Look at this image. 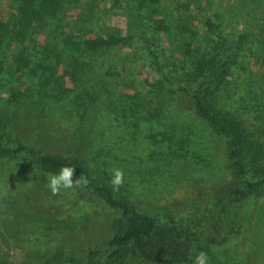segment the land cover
<instances>
[{
  "label": "trees",
  "instance_id": "16d2710c",
  "mask_svg": "<svg viewBox=\"0 0 264 264\" xmlns=\"http://www.w3.org/2000/svg\"><path fill=\"white\" fill-rule=\"evenodd\" d=\"M106 1L110 4V13L117 10L121 15L123 28L96 30L92 26L95 17L103 20L106 12L94 5L76 15L74 20L78 24L74 20L66 21L67 5L87 3L85 0H10L0 19V75L9 72L14 76L13 86L18 89L13 102L20 100L23 104L33 99L31 105H34L43 95L42 103L48 106L49 114L58 117L55 122L69 127L70 120L78 117L77 112L73 116L69 113L78 105L89 80L92 83L102 79L105 83L108 77L114 78V88L127 83L121 74L124 68L119 69L118 74H109V71L110 64L118 59V50L129 48L149 59L156 78L152 83L146 81L144 89L132 86V94H123L120 107L108 111L100 109L94 116L95 125L87 132L89 150H96L98 157H102L100 163L108 165V170L104 171L109 181L113 169L123 170L128 166L124 179L135 180L138 187L150 183V174L144 176L135 172L133 176L129 174L130 168L138 162L143 170L149 163L159 162L154 158L155 150L150 152L149 140L154 145L164 142L157 140L158 134L147 139L142 138L140 132L135 133L141 126L161 125L158 123L166 117V105L176 104L182 97L216 135L225 139L232 184L210 210L175 220L139 213L128 199L116 196L110 186L90 178L89 167L82 160L45 154L18 143L1 123L0 159L52 174L58 173L61 166L73 167V180L80 175L90 179L87 187L114 211L107 225L108 234H101L100 240L96 238L100 235L97 232L89 235V243H80L75 235L67 234L63 238L65 246L50 253L40 264L189 263L197 241L192 226L231 201L245 197L247 191L264 189V168L258 159L249 157V148L262 147L252 140V134L257 123L264 122V105L229 83L245 52V38L240 36V44L232 42L224 34L221 22L216 24L208 17L203 20L206 15H201V8L204 5L214 8L213 0ZM65 76L74 83L72 88H62L60 81L66 79ZM93 90L96 91L94 87ZM32 92L38 96L32 97ZM94 92H86L91 102L97 99ZM231 104L238 106L237 112L230 109ZM121 119H127L128 125ZM252 122L256 125L248 124ZM159 135L163 137L165 132ZM112 155L116 161L110 160ZM190 161V156L186 155L180 166ZM224 163L223 158L216 155L210 168L221 169ZM188 169L187 172L196 174L202 171L200 164L194 163H190ZM157 175L155 173L153 178ZM82 233L81 241H84L88 236Z\"/></svg>",
  "mask_w": 264,
  "mask_h": 264
},
{
  "label": "rangeland",
  "instance_id": "374dc122",
  "mask_svg": "<svg viewBox=\"0 0 264 264\" xmlns=\"http://www.w3.org/2000/svg\"><path fill=\"white\" fill-rule=\"evenodd\" d=\"M85 1L87 3L68 4L65 20L71 22L76 15L85 12L87 6L94 5L106 12H103V20L95 17L92 26L96 30H107L113 26L123 28L121 15L117 10L110 13L111 7L106 0ZM234 1L213 0L215 7L202 6L201 15H206L203 20L208 17L216 24L221 22L228 40L240 44V36L245 38V52L229 83L241 88L244 94L256 97L258 103L264 105V0ZM9 3L10 0H0V19ZM74 21L78 24L77 20ZM39 39L42 41L43 37ZM118 52V59L110 64L109 74H118L119 69L124 68L121 74L127 83L114 88L116 80L108 75L105 83L100 79L92 81L93 85L89 80V88L82 90L81 100L73 106V113H69L70 116L78 113V117L70 120L69 127L55 122L58 117L49 114L48 106L42 103L43 95L34 105H31L33 99L23 104L20 100L13 102L18 89L13 86L14 76L9 72L1 74L0 123L18 143L45 154L82 160L89 167L90 178L103 181L112 188L104 171L108 170V165L100 163L102 157H98L96 150H89L87 132L94 127V116L98 110L120 107L123 94H132V86L144 89L148 84L146 81L152 83L156 78L155 68L150 66L149 59L142 53L129 48L119 49ZM60 83L62 88L74 86L68 77ZM93 87L97 99L91 102L92 98L86 92H94ZM24 89L25 86L19 92ZM28 91L31 92L30 89ZM31 94L34 98L38 96L33 92ZM250 97L249 100L254 101ZM241 98L244 99V96ZM166 107L168 117L161 118L158 123L161 125L141 126V130L139 128L135 133L140 132V136L147 139L152 134H158L157 140L164 142L154 145L149 140L150 152L155 150L153 155L159 162H151L143 170L138 162L130 168L133 172L129 171V174L133 176L135 172L144 176L150 174V183L146 187H138L135 180L128 182L123 177V185L114 192L116 196L128 199L139 213L176 220L197 211L210 210L232 184L233 175L227 160L225 139L210 129L194 112L189 101L180 97L178 103H169ZM230 107L234 113L237 112L236 104ZM123 122L128 125L127 119ZM248 124L256 125L255 122ZM161 131L162 134L165 132L163 137L159 135ZM252 135V140L262 147L249 148V157L258 159L264 168L263 121L257 123ZM180 154L185 156L179 157L182 156ZM186 155L190 156V163L200 164L201 173L187 172L190 163L180 166ZM216 155H220L225 162L221 169L210 168ZM110 158L111 161L117 160L113 155ZM126 169L122 170L123 174L128 172ZM155 173L158 175L153 178ZM49 174L39 168L20 166L13 160L0 159V264H40L50 253L65 246L63 238L67 234L71 237L75 235L80 243H89L92 232L100 234L96 237L99 240L103 237L101 234H108L107 225L114 211L84 185L61 189L58 195H53L47 187ZM86 179L89 183L90 179ZM192 227V231L197 233L192 249L193 259L183 264H193L200 251L207 253L208 264H264V189L247 191L245 197L231 201ZM82 232L88 236L84 241H81Z\"/></svg>",
  "mask_w": 264,
  "mask_h": 264
},
{
  "label": "clouds",
  "instance_id": "9594fccd",
  "mask_svg": "<svg viewBox=\"0 0 264 264\" xmlns=\"http://www.w3.org/2000/svg\"><path fill=\"white\" fill-rule=\"evenodd\" d=\"M110 183L114 191H118L123 184V172L120 169L112 170ZM75 169L70 166H61L58 173L49 174L47 178V187L53 195H58L61 189L79 188L81 185L87 186L88 180L80 175L78 179L73 180ZM209 257L207 253L200 251L196 254L193 264H208Z\"/></svg>",
  "mask_w": 264,
  "mask_h": 264
}]
</instances>
